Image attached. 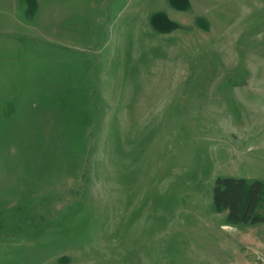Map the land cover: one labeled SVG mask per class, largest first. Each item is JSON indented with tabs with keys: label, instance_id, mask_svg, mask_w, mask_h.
Listing matches in <instances>:
<instances>
[{
	"label": "rangeland",
	"instance_id": "1",
	"mask_svg": "<svg viewBox=\"0 0 264 264\" xmlns=\"http://www.w3.org/2000/svg\"><path fill=\"white\" fill-rule=\"evenodd\" d=\"M219 177L264 183V0H0V264H258Z\"/></svg>",
	"mask_w": 264,
	"mask_h": 264
},
{
	"label": "trees",
	"instance_id": "2",
	"mask_svg": "<svg viewBox=\"0 0 264 264\" xmlns=\"http://www.w3.org/2000/svg\"><path fill=\"white\" fill-rule=\"evenodd\" d=\"M264 194V183L243 178L219 177L216 180L213 199L217 210H227L232 223L260 222L264 216L256 209Z\"/></svg>",
	"mask_w": 264,
	"mask_h": 264
},
{
	"label": "built area",
	"instance_id": "3",
	"mask_svg": "<svg viewBox=\"0 0 264 264\" xmlns=\"http://www.w3.org/2000/svg\"><path fill=\"white\" fill-rule=\"evenodd\" d=\"M256 260L258 264H264V257L256 256Z\"/></svg>",
	"mask_w": 264,
	"mask_h": 264
}]
</instances>
